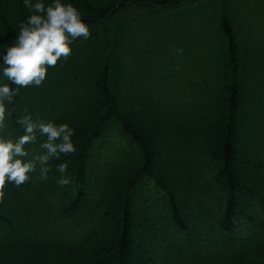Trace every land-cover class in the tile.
Listing matches in <instances>:
<instances>
[{"label":"trees","instance_id":"1","mask_svg":"<svg viewBox=\"0 0 264 264\" xmlns=\"http://www.w3.org/2000/svg\"><path fill=\"white\" fill-rule=\"evenodd\" d=\"M72 2L91 35L17 86L3 134L31 113L76 151L6 183L0 264H264V0ZM26 15L0 0V45Z\"/></svg>","mask_w":264,"mask_h":264},{"label":"clouds","instance_id":"2","mask_svg":"<svg viewBox=\"0 0 264 264\" xmlns=\"http://www.w3.org/2000/svg\"><path fill=\"white\" fill-rule=\"evenodd\" d=\"M22 3L27 15L18 22L11 43L0 45V75L7 78L6 83H0V201L5 197L7 182L20 186L37 171L46 180L50 160L76 151L72 139L75 129L67 122L34 120L31 113H26L16 118L23 128L21 135L12 138L3 132L19 93L17 86L41 85L48 67L71 55V42L91 35L88 23L72 0H22ZM38 137H46L39 143L41 151L30 153L24 146L37 142ZM56 167L61 173L57 182L71 183L70 176L65 174L67 161Z\"/></svg>","mask_w":264,"mask_h":264},{"label":"rangeland","instance_id":"3","mask_svg":"<svg viewBox=\"0 0 264 264\" xmlns=\"http://www.w3.org/2000/svg\"><path fill=\"white\" fill-rule=\"evenodd\" d=\"M166 132H164L163 130L162 131H158V133L155 135V137L153 138V140L156 142L155 147L161 148L162 146L166 145V138H167ZM133 256L130 257V259H131V261L129 262L130 264H135L134 263L135 260H133L134 259ZM46 264H48V263H46Z\"/></svg>","mask_w":264,"mask_h":264}]
</instances>
